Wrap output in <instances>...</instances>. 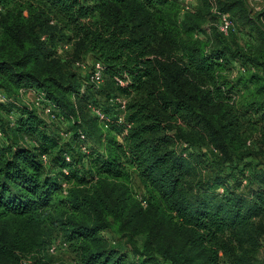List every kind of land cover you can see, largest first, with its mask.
<instances>
[{"label": "trees", "instance_id": "1", "mask_svg": "<svg viewBox=\"0 0 264 264\" xmlns=\"http://www.w3.org/2000/svg\"><path fill=\"white\" fill-rule=\"evenodd\" d=\"M0 6V90H42L77 140L106 139L103 150L88 148L78 162L34 107H23L18 119L10 115L13 126L0 118L4 137L10 126L39 139L32 147L0 139V264L41 253L56 231L80 264H129L101 236L108 228L130 242L144 237L140 264H220L223 258L264 264V184L244 196L218 180L247 157L264 159V149L249 147L264 131L262 51L241 47L237 33L195 38L210 13L207 3L184 14L179 0H0ZM220 7L235 23L237 14L247 23L260 19L246 0ZM55 32L102 62L115 91L89 77L81 85L51 45ZM234 61L244 64L237 72ZM88 88L105 91L112 106H118L112 98L125 97L124 120L110 118V107L95 100L89 110L101 109L109 120L92 113L84 122L72 98ZM56 149L58 175L52 174ZM207 155L213 159L205 166L217 168L204 178ZM237 181L247 185L248 175Z\"/></svg>", "mask_w": 264, "mask_h": 264}, {"label": "rangeland", "instance_id": "2", "mask_svg": "<svg viewBox=\"0 0 264 264\" xmlns=\"http://www.w3.org/2000/svg\"><path fill=\"white\" fill-rule=\"evenodd\" d=\"M180 4L182 5V11L184 12H190L193 10L198 9L199 7H202L207 3V8L209 10V14H207L205 22L202 25V28L197 31L194 35L197 39H207L214 35L215 32L218 30V22L220 15L222 13H228L220 10L221 3H223L225 0H179ZM246 4L248 9H250V14L253 18L257 19L258 16H260V19H257V22L247 23L245 20L241 18V15L237 14L235 15L236 19V31L233 33H237L233 36L235 38L237 44H239L241 47L249 48V46L253 47L256 51L260 52L262 51L264 53V42H263V34H264V16L259 15L262 12H264V1L261 2L258 7L259 9H255L249 0H246ZM230 16L233 14L228 13ZM1 16V14H0ZM233 19V18H232ZM234 20V19H233ZM235 21V20H234ZM55 24V22L53 23ZM58 27V26H57ZM59 28V27H58ZM56 38L54 39V42H51V45L53 46L54 50L56 51V54L59 58H61L67 65V68L74 71L79 78V83L83 86H87L85 83V80L82 79V77L87 78L92 71L93 63L95 61V58L91 54H87L85 52H77L75 49L74 42L68 41L64 36L62 32H55ZM76 61L81 62L85 65V67L77 66ZM241 62L234 61L233 62V69L237 72V70L242 67ZM244 67V66H243ZM234 72V73H236ZM106 83V79H104L103 84ZM109 84V86H108ZM106 89H110L115 91V86L113 83L107 81ZM27 91H22V89L16 93L6 95V93L3 94L4 96H0V118L4 120H8L10 118L9 116L12 115L14 118L18 119L22 114V109L25 106L33 107V99H34V91L37 89L33 88H26ZM84 87L81 89L83 92ZM88 94L84 95L86 98L79 97L75 99L72 98L73 102H75L78 114L80 118L86 122V121H92L93 114H95V111L89 110L88 102L100 100L101 103H103L105 106L110 107L109 116L110 118L121 115V109L119 108V105H110L108 102L105 101L104 95L106 92L104 91L103 94L101 93H95L91 90L86 89ZM107 106V107H108ZM93 109V107L91 108ZM91 111V112H90ZM93 113V114H92ZM47 122V132L51 135L59 137V139L62 141V145H67L69 148V151L73 154L74 160L78 162H82L83 155L85 154V151L90 149H97V150H103L104 146L106 145V139L105 137H100L99 135L94 136L93 140L89 139L85 142H80L77 140L76 132L71 135V130L73 128L72 123L67 122L65 119H63L62 116H60L59 119L51 121L49 118L44 117ZM9 121V120H8ZM5 122V121H4ZM7 124V123H6ZM11 126L13 124L9 123ZM9 126V125H8ZM6 130V136L4 137L3 134L0 135V139L5 144H13L14 146H22V147H32L39 143V139L37 135H29L28 133L24 134H17L14 131H12L10 128ZM118 135V134H116ZM6 137L10 138V141L7 140ZM118 139L122 141V135H118ZM255 144V145H253ZM180 145V144H179ZM183 146V145H182ZM211 147V146H210ZM253 149L254 152H259L260 150L264 149V131H262L259 134V138L255 141L253 140V143L249 145ZM179 149H181L180 146H178ZM208 146L204 147L202 151H207ZM194 150V149H192ZM191 150V151H192ZM58 154V150L56 149L53 153H51V158L54 160V173L58 175V167L56 164V155ZM204 159V178H208L212 176L215 172V169L217 168L216 165H211V167H206L205 164L207 161L212 160L213 157L211 155L205 156ZM219 159V158H218ZM85 162V161H84ZM235 164V161H234ZM52 165H49L48 163V171L51 170ZM215 168V169H214ZM258 172L257 179H253V173ZM232 173V174H229ZM243 173L248 175V184L247 185H240V183L237 180H240V178L243 176ZM252 176V177H251ZM216 178H212L211 184L216 183ZM218 180L220 181V185L225 186L227 188L228 192H233L235 194L241 193L244 196H247L250 192V189L253 187H257L260 184H264V159L261 156L253 155L251 157H247L242 160L240 163V168H229L226 170L224 175H220L218 177ZM252 181V182H251ZM135 187L136 192L140 193L141 190L138 185V180L135 179ZM101 236L108 240L112 246L119 249V251L125 256L127 262L129 264H140L144 257L141 255L143 251V245H144V237L141 235H138L136 237V240L133 242H130L126 237H123L120 233L116 232L114 228H108L101 232ZM260 239L262 242V247L260 250L261 256L264 257V226L261 227L260 230ZM58 246L57 250L52 252L50 250L51 245ZM50 246L46 247L41 253L35 254H27L22 255L21 258V264H80L77 258V255L73 252L72 248L69 247L68 243L65 240V236L61 232H55L53 234V240ZM150 255V254H149ZM153 264H158L155 259L151 260ZM220 264H230V262L223 258L220 261Z\"/></svg>", "mask_w": 264, "mask_h": 264}, {"label": "built area", "instance_id": "3", "mask_svg": "<svg viewBox=\"0 0 264 264\" xmlns=\"http://www.w3.org/2000/svg\"><path fill=\"white\" fill-rule=\"evenodd\" d=\"M251 5L255 8V9H259L258 5L263 2L264 0H249ZM3 11V7L0 6V13ZM236 23L235 21L232 19V17L227 14V13H222L220 15L219 18V22H218V31L224 35H229L233 32L236 31ZM76 65L77 66H82L85 67L84 64H82L79 61H76ZM242 70L245 71L244 68H242ZM89 80L92 83H95L96 85H100L103 80H104V65L102 64V62L100 61H94L93 63V67H92V71L89 74ZM121 84H124V82L120 81ZM22 91H27L26 88L22 89ZM35 95H34V99H33V107L35 109H37L38 113L44 118L47 117L49 118L51 121L53 120H57V114L55 112V106L53 105L52 102H50L49 100H47L46 97V93L42 90H35L34 91ZM0 96H4L3 92L0 90ZM112 101H114L115 103H117L119 105V108L121 109V115H118L119 117V121H123L124 120V115H125V110H126V103H127V99L123 96H117L111 99ZM93 111H95V114L98 115L100 117L101 120L107 121L109 120L108 115H106L105 113L102 112L101 109H95L93 108ZM108 122V121H107ZM126 129V133H127ZM1 135V132H0ZM82 139L85 138V135L82 134ZM187 144H184V146H186ZM43 158L46 160V156H43ZM70 158L67 157V160H69ZM58 248V246L56 245H51L50 246V250L52 252L56 251Z\"/></svg>", "mask_w": 264, "mask_h": 264}]
</instances>
